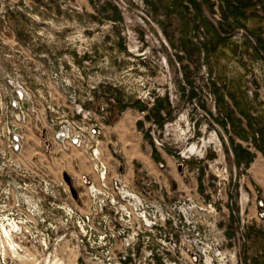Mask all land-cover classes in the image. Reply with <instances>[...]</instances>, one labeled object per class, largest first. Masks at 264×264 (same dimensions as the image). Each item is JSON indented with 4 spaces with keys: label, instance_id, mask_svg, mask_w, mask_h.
<instances>
[{
    "label": "rangeland",
    "instance_id": "1",
    "mask_svg": "<svg viewBox=\"0 0 264 264\" xmlns=\"http://www.w3.org/2000/svg\"><path fill=\"white\" fill-rule=\"evenodd\" d=\"M8 77L39 116L14 156ZM76 105L101 127L102 180L50 141L47 121L78 119ZM127 112L132 127H116ZM0 149V264H191L199 240L173 250L179 236L146 227L126 194L157 224L204 199L225 264H264V196L246 187L264 158V0H0Z\"/></svg>",
    "mask_w": 264,
    "mask_h": 264
},
{
    "label": "built area",
    "instance_id": "2",
    "mask_svg": "<svg viewBox=\"0 0 264 264\" xmlns=\"http://www.w3.org/2000/svg\"><path fill=\"white\" fill-rule=\"evenodd\" d=\"M59 68V72L53 70L49 72L51 78L56 82H59L60 79L58 75L64 71L63 65L60 64ZM8 78V86L15 92L16 96L8 101L6 112L10 115L13 114L15 120L5 122L6 133L2 134V137H4L7 152L9 155L14 156L21 154L24 148L25 128L33 119L38 122L39 116L33 105L32 95L26 85L23 82ZM62 81H64V84H59L58 91L67 94L70 84L68 79L64 78ZM69 103L72 104V101H69ZM24 104L27 108L24 107ZM76 114L79 116L78 119L62 118L63 116H61L47 121L46 126L51 130L50 141L63 153H69L73 149L83 151L92 161H96L95 171L102 180L106 174V167L98 161L101 127L97 122H90V119H88L90 112L84 110L82 106L76 105ZM0 157H4V151L1 149ZM120 190L122 189L120 188ZM120 190L118 193L122 195ZM126 196L133 200L135 205L134 214L144 222L146 227H163L164 229L160 230L163 233L160 234L165 240L168 237L179 236L181 241L170 238L168 242L173 250L181 248L183 251L184 247L187 251L192 249V246L184 244L181 239L183 236L194 235L199 240L197 244H194L195 254H193V257L190 256V259L188 258L191 264H225L229 260L226 254L221 252V244L208 238L212 234V227L207 222L208 214L214 209L204 199L196 202L187 199V203L184 202L181 207L174 206L171 211L172 214L166 213L160 216L159 221L161 223L157 224L158 220H153V215L150 216L149 212L146 213L148 206L144 205L141 199L133 194H126ZM124 217L131 218V213H127ZM166 225H168V229ZM165 229L166 231H164ZM165 245L162 242L161 248ZM171 264H176V262Z\"/></svg>",
    "mask_w": 264,
    "mask_h": 264
},
{
    "label": "crops",
    "instance_id": "3",
    "mask_svg": "<svg viewBox=\"0 0 264 264\" xmlns=\"http://www.w3.org/2000/svg\"><path fill=\"white\" fill-rule=\"evenodd\" d=\"M133 115L134 114L132 112H127L125 115V118L117 122L116 127L118 128L122 127L124 126L123 124H126L128 127H132V124L130 121ZM135 140H137V138H135ZM141 145H142L141 142L140 143L138 142L137 145H134V148L131 147L130 151L134 153L135 158L141 157L143 159V161L141 162L146 164L145 169L148 170L149 167H151V165L148 167L147 164L151 163L152 161L150 158V153H149L150 150L148 149V147H146L145 151H143ZM65 154L69 155V159L68 157L65 159L68 163L69 162L72 163L74 159L76 160V162L79 163V165L84 163V161H89L85 153L77 149H73L69 153H65ZM95 173L96 175H98L97 172ZM249 173H251V181H249L248 183L249 185L246 186L247 189L251 191L253 190L254 187H258V189L261 190V195L264 196V158L263 157H260V156L257 157V161L254 162L253 167L251 168Z\"/></svg>",
    "mask_w": 264,
    "mask_h": 264
},
{
    "label": "trees",
    "instance_id": "4",
    "mask_svg": "<svg viewBox=\"0 0 264 264\" xmlns=\"http://www.w3.org/2000/svg\"><path fill=\"white\" fill-rule=\"evenodd\" d=\"M112 11H113L114 14H116V11H117V10L113 8ZM251 157H252V156H251L250 154H246V155H244V154L241 153V154L237 155L238 160H239L240 158H242V159L245 158V162H246V163L249 162V161L251 160Z\"/></svg>",
    "mask_w": 264,
    "mask_h": 264
},
{
    "label": "bare ground",
    "instance_id": "5",
    "mask_svg": "<svg viewBox=\"0 0 264 264\" xmlns=\"http://www.w3.org/2000/svg\"><path fill=\"white\" fill-rule=\"evenodd\" d=\"M44 132H45V131H44ZM192 150H194L193 147L190 149V151H192ZM256 165H257V164H256ZM2 230L4 231V233L6 234L7 237H10V234H9L10 231H9L7 228L3 227Z\"/></svg>",
    "mask_w": 264,
    "mask_h": 264
},
{
    "label": "water",
    "instance_id": "6",
    "mask_svg": "<svg viewBox=\"0 0 264 264\" xmlns=\"http://www.w3.org/2000/svg\"><path fill=\"white\" fill-rule=\"evenodd\" d=\"M24 107L27 108V106L24 104Z\"/></svg>",
    "mask_w": 264,
    "mask_h": 264
}]
</instances>
